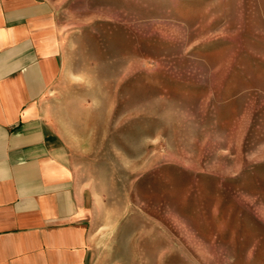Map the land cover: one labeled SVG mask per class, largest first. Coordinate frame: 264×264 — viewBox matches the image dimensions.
I'll return each instance as SVG.
<instances>
[{"label": "rangeland", "instance_id": "1", "mask_svg": "<svg viewBox=\"0 0 264 264\" xmlns=\"http://www.w3.org/2000/svg\"><path fill=\"white\" fill-rule=\"evenodd\" d=\"M50 1L89 264H264V0Z\"/></svg>", "mask_w": 264, "mask_h": 264}, {"label": "crops", "instance_id": "2", "mask_svg": "<svg viewBox=\"0 0 264 264\" xmlns=\"http://www.w3.org/2000/svg\"><path fill=\"white\" fill-rule=\"evenodd\" d=\"M50 0H0V264H89L95 193L45 104L69 32Z\"/></svg>", "mask_w": 264, "mask_h": 264}]
</instances>
